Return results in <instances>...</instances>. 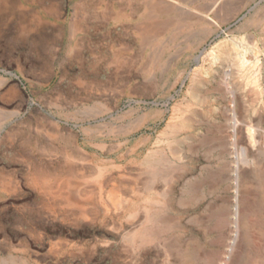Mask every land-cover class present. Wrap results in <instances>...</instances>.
<instances>
[{"label": "rangeland", "instance_id": "374dc122", "mask_svg": "<svg viewBox=\"0 0 264 264\" xmlns=\"http://www.w3.org/2000/svg\"><path fill=\"white\" fill-rule=\"evenodd\" d=\"M187 11L0 0V264L264 263V0Z\"/></svg>", "mask_w": 264, "mask_h": 264}, {"label": "bare ground", "instance_id": "6f19581e", "mask_svg": "<svg viewBox=\"0 0 264 264\" xmlns=\"http://www.w3.org/2000/svg\"><path fill=\"white\" fill-rule=\"evenodd\" d=\"M150 6V5H149ZM153 8V7H152ZM157 9V8H155ZM165 9V8H164ZM181 9V8H180ZM159 11V10H157ZM194 14V13H193ZM196 15V14H195ZM193 16V15H191ZM192 18V17H191ZM188 19V18H187ZM148 20V19H147ZM175 20V19H174ZM162 21V20H161ZM151 22V21H150ZM153 24V23H152ZM156 25V23H155ZM169 25V24H168ZM157 28V27H156ZM155 30V29H153ZM147 31V30H146ZM233 42V41H232ZM195 43V42H194ZM242 46H240V44H233V50H231L232 52H225L227 56H233V51H234V59L235 61L237 62L236 66L238 68V71H239V75L240 77L244 76L246 73H248L249 71H251L250 73L254 75V71H255V67L258 63V60L256 58V55L254 54L255 51H259V49L257 48L256 44H252V46L249 48L248 51H243L242 53H239L240 50L242 49L241 48ZM260 48V47H259ZM213 49H211V51L209 52L208 54V57L211 58V63L213 65H217L221 62V59L218 57V55L214 54L213 52ZM260 61V60H259ZM257 74V73H256ZM247 76V75H246ZM223 80L225 82V85H229V80H230V72L227 70L225 73H224V77H223ZM222 86V85H221ZM229 87L227 86V89ZM238 125H239V121L236 117V114L234 112V110H231V118H230V129H231V132L233 134H235V130L236 128L238 129ZM249 132L251 133V128L249 127ZM255 132V131H254ZM249 133V134H250ZM258 133V132H257ZM253 134V133H252ZM256 134V133H255ZM237 136V135H236ZM252 138V136H250ZM233 138H235V136H233ZM255 139V138H254ZM251 141V140H250ZM251 144V143H250ZM233 146H236V143H235V140L233 139ZM150 176V175H149ZM235 177H237V172L235 174ZM135 183V182H134ZM151 184V183H150ZM237 186V185H236ZM147 189L149 191H152V186L150 185L149 187H147ZM236 194V193H235ZM135 209V208H134ZM132 215V214H131ZM128 216V215H127ZM232 216H233V224H236V218L238 216V208H237V205H234L233 209H232ZM134 217V216H133ZM132 218V217H131ZM136 218V216H135ZM245 225L244 226V239H245V242L246 243V247L250 248V242H249V234H248V229L247 228V223L243 224ZM225 228V227H224ZM235 228V226H234ZM138 234V233H137ZM154 238V237H153ZM234 238H235V235H234ZM234 242V239H232V243L233 244ZM143 246V245H142ZM140 247V246H139ZM69 248V247H68ZM250 250V249H249ZM230 251V250H229ZM257 255H258V252H257ZM255 260H257L256 258H254ZM208 260V259H207ZM223 262V261H222ZM263 263V262H262ZM213 264V262H212ZM264 264V263H263Z\"/></svg>", "mask_w": 264, "mask_h": 264}, {"label": "crops", "instance_id": "0c3cea01", "mask_svg": "<svg viewBox=\"0 0 264 264\" xmlns=\"http://www.w3.org/2000/svg\"><path fill=\"white\" fill-rule=\"evenodd\" d=\"M130 1L133 2L135 0H130ZM141 1H142V3L143 2L145 3V1L148 2L149 0H141ZM196 1L197 0H183V3L185 5H187V8H188V11H187L188 12L187 13L188 14V17L187 18H188V22L191 25H195L196 24V16L194 15L195 14V10H196ZM155 6H158V3H156ZM159 6H161V5H159ZM159 6H158V8H159ZM211 7L212 6H209V8H207L206 10H211ZM159 11H158V13H159ZM191 15H193V16H191ZM155 23H156V25H155ZM161 24H162V22H160L159 20L151 21V22L146 21V22H142L141 23L142 26H145V32L153 31L154 27H158ZM148 27H150L151 29H149Z\"/></svg>", "mask_w": 264, "mask_h": 264}]
</instances>
